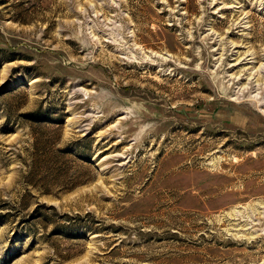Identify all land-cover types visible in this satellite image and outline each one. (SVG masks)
Returning a JSON list of instances; mask_svg holds the SVG:
<instances>
[{"label": "rangeland", "instance_id": "obj_1", "mask_svg": "<svg viewBox=\"0 0 264 264\" xmlns=\"http://www.w3.org/2000/svg\"><path fill=\"white\" fill-rule=\"evenodd\" d=\"M0 264H264V0H0Z\"/></svg>", "mask_w": 264, "mask_h": 264}]
</instances>
